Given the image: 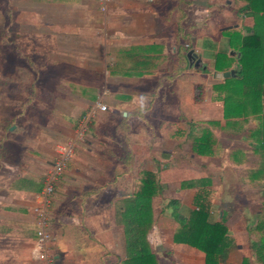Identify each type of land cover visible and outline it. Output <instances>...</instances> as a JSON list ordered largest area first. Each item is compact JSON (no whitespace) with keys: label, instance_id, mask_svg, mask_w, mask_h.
Masks as SVG:
<instances>
[{"label":"crops","instance_id":"obj_1","mask_svg":"<svg viewBox=\"0 0 264 264\" xmlns=\"http://www.w3.org/2000/svg\"><path fill=\"white\" fill-rule=\"evenodd\" d=\"M179 1L177 8H181V18L176 17L178 13L175 11L178 9L175 10V5L167 6L164 0H112L109 6L107 2L106 12L100 8L98 0H39L38 4H42L43 7L39 10L38 27L40 30H49V34H52L46 36L42 33L43 31H38L39 37L44 36L54 40L53 42H60L58 48L62 50L61 55L69 56L71 59L73 55L64 53L77 44L88 46L87 42L96 39L98 41L99 38L102 39L101 41H108L95 42L106 47L108 71L102 72L103 67L101 66V70L100 68L88 69L85 75L92 77L102 73L105 78L113 80L101 91L100 86L92 84L93 82L87 80L78 82L80 78L76 77L75 73L66 71L65 68H62L58 75L62 79L60 80L61 88L68 89L71 97L69 100L64 98L60 102L61 107L65 105L69 107L68 114L61 112L57 117L62 116L64 121L61 122L73 125L71 128L74 134L71 131L72 137L69 141L75 139L76 142L74 141L75 152L68 164L69 167L55 185L48 206L49 211L50 208H54L52 204L56 205L55 209H58L57 202L59 201L64 207L69 188L71 189L76 184L95 182V176L100 175L123 174L125 176V173L121 171L110 172L109 167L113 165L108 153L112 149L113 142L109 135L96 136L92 131L87 133L84 141H79L84 131L76 129L78 111L82 112L81 118L84 123L86 119L96 121L94 122L96 131L105 130L107 121L109 124L122 121L121 124L125 125V128L128 125H134L137 121L141 124L144 119L148 123L153 119L156 122L159 110V108L157 110L158 103H156L158 92L165 88L166 83L170 84L173 81L170 93L176 97L180 96L183 105L179 109L177 101L175 102V109L177 108L178 112L174 115H180L181 112H185V88L189 89L190 69L193 65L192 58L188 56L189 51L194 50L197 54L196 58H193V63L196 59L200 60V64L209 62L213 64L212 71L217 72L215 63L219 53L229 52L235 55L230 48V39L224 34V30H239L244 35L253 31L254 18L240 12L239 9L244 5L241 0H226L229 4L232 2L234 4L232 6H226L220 0H195L193 7L199 8L193 12L192 18L188 15L191 12H189L190 9H187V12L184 11L186 8L184 5L190 8L192 0ZM160 3L166 7L161 6ZM198 3L199 6H196ZM230 17L232 18L229 19ZM173 24H175L174 28L177 27L176 29L172 30L165 26ZM169 30L172 32L170 35L163 33ZM174 31H181L180 42H174L178 38L174 35ZM168 37L170 41L167 40ZM55 57L57 63L68 62L64 57ZM77 58L74 57L72 61L80 62L75 61ZM86 59L85 57L84 61ZM92 63L96 65L95 62ZM234 67L235 64L226 70ZM33 72L36 74L35 80L38 84L40 77L37 73L39 71ZM34 82V80L31 82L32 86H26L24 91L52 96L53 102L49 105H53L55 100L54 109L57 110L59 104H57L55 93L39 87L34 88ZM88 93H90L89 97ZM162 98L159 99L160 102ZM187 99L190 101V96ZM77 100H80L79 105H77ZM98 101L107 104L109 110L106 112L98 110L92 114L91 111ZM8 106V108L0 106V264H34L33 251L36 250L35 246L38 242L36 232L39 226L34 208L39 203L46 172L56 161L58 148L63 145L62 141L66 137L55 123L53 130L56 133L45 135L46 140L38 135V129L27 135L25 125L21 124L19 119L24 118L28 121L29 110L35 105L31 101H26L15 113H12L11 108L13 107ZM61 107L57 111L60 112ZM45 108L44 106L43 109ZM153 110L157 111L154 113ZM142 111H146L147 114L141 115ZM134 121L136 122L133 123ZM38 123L33 124L38 128ZM131 129L128 130L131 132L130 136L134 133ZM123 140L126 141V139ZM136 143L134 140V144ZM131 150L136 151V148L133 147ZM150 170L153 169L150 168ZM105 180L110 179L106 177ZM136 182L129 184L131 189L136 188ZM181 182L171 187L174 194L164 205L165 208H171V213L165 216L154 215L149 239L153 249L158 251L160 264H206V256L202 250L175 242L176 233L182 229L183 224L186 223V217L188 218L195 208L194 200L198 191L197 188H182ZM111 183L118 185L120 190H124L127 185L125 180L116 182L113 179ZM169 183L170 181L168 185H171ZM120 199L121 197H118L116 200L120 201ZM211 199L212 221H224L228 228V236L232 239L226 261L219 264H241L244 258H248L250 264H264L260 253L254 247V243L259 241L263 235V231L255 227L261 219L260 216L257 219L255 217L247 219L245 213L238 215L236 211L233 212L221 198L219 202L213 197ZM173 200L175 203L172 202ZM254 206V204L250 205L252 212L255 210ZM59 212H62V209ZM64 216L66 215L58 216L56 227L59 228L58 231H61L59 234L61 244L65 241L72 247L74 243L67 239L69 238L67 235L71 236V233H67L63 227H60L61 224L59 226ZM51 222L50 220L49 229L56 233ZM112 227L113 230L111 228L103 230L107 231L108 236L111 235L113 248L116 244V237L119 246L120 232H122L124 250H122L123 253L118 252V254H122L124 260L126 258L124 228L121 224H113ZM54 240L60 244L56 238H53L52 243H55ZM109 244L110 242L107 243L108 250L111 248ZM55 251L57 260L62 255L69 254V249L65 250L61 247Z\"/></svg>","mask_w":264,"mask_h":264},{"label":"rangeland","instance_id":"obj_2","mask_svg":"<svg viewBox=\"0 0 264 264\" xmlns=\"http://www.w3.org/2000/svg\"><path fill=\"white\" fill-rule=\"evenodd\" d=\"M111 1L108 2V6ZM164 1L167 6L175 5V10L178 9V11H175L178 13L176 17H182V14H180L181 8H177L179 0ZM220 2L226 6L234 5L232 2L229 4V1L226 0H220ZM38 3L39 0H0V106L8 108V105H11L13 107L11 108L12 113H15L21 109L22 103L31 101L35 106H32L29 110L28 121L24 118L19 119V122L25 125L26 134L28 135L31 131L35 132L38 129V135L46 140L45 135L56 133L53 130L55 123L57 127L61 128L60 130L66 137L62 141V144H65L72 137L70 135L71 131L74 134V130L71 128L73 125L61 122L64 121L62 116L57 117L61 112L68 114L69 107L66 105L61 107L60 102L64 98L69 100L71 97L68 89L61 88L60 80L62 79L58 75L62 68L75 73L76 77L80 78L78 82L87 80L100 86L99 90L110 85V81L113 80L105 78L102 73L92 77L85 75L88 69L100 68L101 66L103 67L102 72L109 69L106 47L95 43L97 39L87 42L89 47L77 44L72 49H68L64 54H71L73 58L78 56L75 61H80L73 62V58L61 55L62 50L58 48L60 42H53L54 40L44 36L39 37L40 33L38 31H43L42 33L46 36L52 34H49V30H40L38 27L39 10L43 7L42 4ZM194 3L195 0H192L190 8L184 5L186 7L185 12H187V9H190L189 12L191 11L188 14L189 18H192L194 16L193 12L199 8L193 7ZM99 5L102 9L101 1ZM160 5L166 7L164 4L160 3ZM196 6H199V3ZM165 26L172 30L177 28H174L175 24ZM163 33L170 35L172 32L169 30ZM174 35L178 37L174 42H180L181 31H174ZM101 40L99 38L97 42H108ZM167 40L170 41V38L168 37ZM55 56L64 57L68 62H64L65 64L57 63ZM85 57L87 58L86 61H84ZM92 62H95L96 65ZM212 70L213 64L209 62L200 64L199 67H196L195 64L192 65L189 89L185 88V112L182 113L179 110L180 115H174L178 112L177 108L175 109V102L177 101L179 109L183 105L180 96L176 97L170 93L173 81L170 84L166 83L165 88L158 92L156 103H158L157 110L158 108L159 110L156 122L153 119L148 123L144 119L141 124L139 121H134L133 123L136 122L134 125H128L125 128V125L121 124L122 121H115L110 124L107 121L105 130L96 131L94 127L96 121L92 122L93 119L90 121L86 119L84 123L83 118H81L82 112L78 111L76 129L81 130V132L84 131V135L79 141H84L87 133L92 131L96 136L109 135L113 142L112 149L108 153L111 156V164L113 165V167H109L110 172L118 173L121 171L125 173V176L123 174L95 176V182L80 183L72 186L71 189L69 188L64 207L60 201L57 202L59 204L58 209H55L56 205L52 204L54 208H50V211L48 209L47 212L52 221V227L56 231V233L51 232L52 237L60 241L59 234L61 231H58L59 228L56 227L58 226L56 219L60 214H64L66 216H64L63 222L59 223V226L61 224L60 227H63L67 233H71V236L67 235L69 237L67 239L71 240L74 245L71 247L64 240L62 244L61 241L58 244L54 240L55 243H51L50 247L52 258L43 261L38 253L45 246L41 242H37L36 250L33 251L34 264H123L122 258L124 256L118 254V252L123 253L122 250H124L122 232H120L119 246L116 237V244L113 248L111 235L108 236L107 231L103 229L111 228L113 230V224H119L117 211L120 202L139 189L143 171L150 170V168L157 173L162 187L160 194L153 198L155 216H165V214L171 213V208H165L164 205L174 194L171 189L174 184L187 179L209 177L212 181L211 186L208 187L211 190V198L213 197L218 202L221 198L233 212L236 211L238 215L245 213L247 219L258 218L260 211L264 208V180L253 182L250 178V174L258 167L259 158L254 151L252 139L248 137L250 129L257 125V120L252 119L253 122L249 125L244 124L246 125L245 130L241 132L236 128L230 130L222 128L225 124L222 101L218 98V92L214 89V84L222 81L223 76L222 73L213 72ZM33 71H39L37 76L40 77L39 83L35 84L34 88L39 87L42 90L54 92L55 98L57 97V104H59L57 110L61 107L60 112L54 109L55 100L53 105H49L53 102L52 96L24 91V88L31 86L33 84L31 82L35 80L36 74ZM66 84L68 85V82ZM114 84L118 85L115 82ZM196 95L199 96L196 97ZM89 96L90 93H88ZM188 96H190V101L187 99ZM161 98L163 100L160 102L159 99ZM79 104L80 100H77V105ZM44 106L45 109H43ZM144 114H147V112L142 111L141 115ZM212 121H220V124L211 123ZM37 122H39L38 128L33 124ZM129 128H132L131 131L134 132L131 136L129 135L131 132H128ZM204 128H209L220 144L216 155L201 156L193 150L194 138L200 135ZM131 137L136 140V144H134ZM133 147L136 148V151L131 150ZM237 149L244 151L243 155H238L239 161L233 158V153ZM106 177L110 180H105ZM113 179L116 182L125 180L126 188L120 190L118 185H112ZM168 181L171 185H168ZM135 182L136 188L131 189L129 184L132 185ZM118 197H121L120 201L116 200ZM251 204L255 205L254 212L251 210ZM35 208L34 213L37 218ZM162 208H164L163 211ZM61 209L62 212H59ZM64 211L65 213H63ZM108 242H110V250L107 247ZM58 247L65 250L69 249V254L62 255L57 260L54 256Z\"/></svg>","mask_w":264,"mask_h":264},{"label":"trees","instance_id":"obj_3","mask_svg":"<svg viewBox=\"0 0 264 264\" xmlns=\"http://www.w3.org/2000/svg\"><path fill=\"white\" fill-rule=\"evenodd\" d=\"M241 1L244 5L239 9L240 12L254 18L253 31L244 35L239 30H224L235 55L229 52L219 53L215 68L218 73H222L235 64V67L231 68L235 71L214 84V89L222 101L225 120L223 129L236 128L241 132L245 130L246 125L253 122L252 119L257 120V125L250 129L248 135L259 158L258 167L250 174L252 181L256 182L264 180V0ZM34 81L36 84V80ZM211 123L220 124V121ZM219 146L209 128H204L200 135L195 136L193 142L194 152L201 156L216 155ZM243 154L242 149H237L233 158L239 161L238 155ZM211 183L209 177L181 182L182 188H197L198 191L194 200L195 208L189 217H186L182 229L176 233L175 242L202 250L206 256V264H219L226 261L232 239L228 236L224 221H212L213 205L211 190L208 188ZM161 190L157 173L144 170L139 189L120 202L117 221L124 228L126 244V258L123 264H160L158 254L150 242L149 232L154 223L153 198L160 194ZM172 202L175 203L174 200ZM259 216L261 219L255 227L263 231V235L254 243V247L264 260V208ZM241 264H250V261L244 258Z\"/></svg>","mask_w":264,"mask_h":264},{"label":"built area","instance_id":"obj_4","mask_svg":"<svg viewBox=\"0 0 264 264\" xmlns=\"http://www.w3.org/2000/svg\"><path fill=\"white\" fill-rule=\"evenodd\" d=\"M102 4V9L105 10L106 4L109 0H100ZM100 111H108L109 106L101 101L95 103L93 110L91 111L92 114ZM75 149V142L69 141L68 143L60 146L58 148V154L56 161L50 167V169L46 172L44 187L40 194V199L35 211L37 212V221H38V228L36 232V236L38 242L45 246L44 249L39 251L38 255L40 259L43 261L49 260L52 258L51 256V243H52V233L49 230V221L50 217L48 216V206L50 202V198L54 192L55 185L57 184L58 180L63 176L67 165L71 158L73 157Z\"/></svg>","mask_w":264,"mask_h":264},{"label":"water","instance_id":"obj_5","mask_svg":"<svg viewBox=\"0 0 264 264\" xmlns=\"http://www.w3.org/2000/svg\"><path fill=\"white\" fill-rule=\"evenodd\" d=\"M188 56L190 58H192L191 60H192V64H193V58H196L197 54L194 52V50H190L189 53H188ZM194 64H195L196 67H199L200 60L199 59H196V61H195ZM234 71H235L234 69H230V70H226V71L222 72L223 78L229 77L230 74L233 73Z\"/></svg>","mask_w":264,"mask_h":264},{"label":"clouds","instance_id":"obj_6","mask_svg":"<svg viewBox=\"0 0 264 264\" xmlns=\"http://www.w3.org/2000/svg\"><path fill=\"white\" fill-rule=\"evenodd\" d=\"M194 64V63H193ZM74 141L76 142V140L74 139ZM64 145V144H63ZM75 152V151H74ZM52 197V196H51ZM50 222V221H49ZM37 237V236H36ZM52 241H53V239H52ZM52 250V249H51ZM55 257V256H54Z\"/></svg>","mask_w":264,"mask_h":264}]
</instances>
